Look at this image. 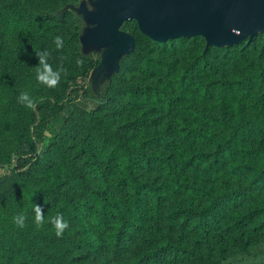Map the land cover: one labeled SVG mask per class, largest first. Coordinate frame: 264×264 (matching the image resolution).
<instances>
[{
	"label": "trees",
	"instance_id": "1",
	"mask_svg": "<svg viewBox=\"0 0 264 264\" xmlns=\"http://www.w3.org/2000/svg\"><path fill=\"white\" fill-rule=\"evenodd\" d=\"M78 1L0 0V264H264V32L157 41L128 21L133 47L88 110ZM42 52L55 87L36 80Z\"/></svg>",
	"mask_w": 264,
	"mask_h": 264
},
{
	"label": "rangeland",
	"instance_id": "2",
	"mask_svg": "<svg viewBox=\"0 0 264 264\" xmlns=\"http://www.w3.org/2000/svg\"><path fill=\"white\" fill-rule=\"evenodd\" d=\"M164 2L165 0H79L69 6L81 26L82 55L97 61V65L86 77L77 80L79 92L73 96L76 104L93 110L106 100V89L113 76L119 73L122 59L132 49V36L125 25L133 20L139 25L138 15L132 14L128 9L153 11ZM205 37L208 42L215 41L210 31L205 33ZM232 44L227 40L219 43L223 46ZM44 133L46 137L43 139ZM35 137L44 146L52 141V135H46L41 126L35 127ZM8 171L9 166H0V176Z\"/></svg>",
	"mask_w": 264,
	"mask_h": 264
},
{
	"label": "water",
	"instance_id": "3",
	"mask_svg": "<svg viewBox=\"0 0 264 264\" xmlns=\"http://www.w3.org/2000/svg\"><path fill=\"white\" fill-rule=\"evenodd\" d=\"M128 11L138 15L141 31L157 41L210 31L215 41L209 44H235L264 32V0H165L153 11Z\"/></svg>",
	"mask_w": 264,
	"mask_h": 264
},
{
	"label": "clouds",
	"instance_id": "4",
	"mask_svg": "<svg viewBox=\"0 0 264 264\" xmlns=\"http://www.w3.org/2000/svg\"><path fill=\"white\" fill-rule=\"evenodd\" d=\"M54 44L57 49L63 47L62 40L59 37H56L54 40ZM50 55L48 52H42L39 54V65L36 69V80L38 83L45 85L46 87H55L61 78L62 69L53 70L52 67L47 63V58ZM18 101L22 103L28 109H34L36 105V101L32 99L27 92H22L18 97ZM35 216L33 222L37 226H41L44 222V217L42 213V209L40 206H36L33 209ZM25 219L26 217L23 214L17 215L13 217V223L19 227H25ZM53 228L55 229V235L60 237L63 235L65 229L68 228V222L63 220L61 217H57L52 220Z\"/></svg>",
	"mask_w": 264,
	"mask_h": 264
}]
</instances>
